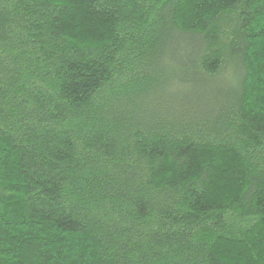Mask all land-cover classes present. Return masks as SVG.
<instances>
[{
  "label": "trees",
  "instance_id": "trees-1",
  "mask_svg": "<svg viewBox=\"0 0 264 264\" xmlns=\"http://www.w3.org/2000/svg\"><path fill=\"white\" fill-rule=\"evenodd\" d=\"M0 264H264V0H0Z\"/></svg>",
  "mask_w": 264,
  "mask_h": 264
}]
</instances>
